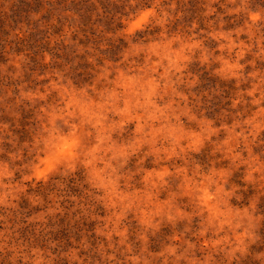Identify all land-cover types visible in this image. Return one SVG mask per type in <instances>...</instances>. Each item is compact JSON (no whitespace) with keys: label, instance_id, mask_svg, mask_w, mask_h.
<instances>
[{"label":"rangeland","instance_id":"obj_1","mask_svg":"<svg viewBox=\"0 0 264 264\" xmlns=\"http://www.w3.org/2000/svg\"><path fill=\"white\" fill-rule=\"evenodd\" d=\"M70 1L0 0V264H264L263 0Z\"/></svg>","mask_w":264,"mask_h":264},{"label":"trees","instance_id":"obj_2","mask_svg":"<svg viewBox=\"0 0 264 264\" xmlns=\"http://www.w3.org/2000/svg\"><path fill=\"white\" fill-rule=\"evenodd\" d=\"M70 2L74 14L79 18V24L73 30V34L75 37L74 40L78 41L84 47H89V45L100 40L105 32L112 33L114 37L117 35V32L122 29V21L120 20V18L116 17L115 14H109L106 16V21L104 22L105 28L103 30L96 24L95 20H93V11L91 8H89L90 5L88 6V0H71ZM52 5H54L53 8H47L46 13H48V15H55V11L57 9L55 6L56 3H53ZM262 5L264 6V0ZM145 7H148V5L145 4ZM201 11L203 12L204 9ZM200 18L204 22L205 17L202 16ZM56 20V25H63L62 18L59 17V14H57ZM109 40H115L116 42H118L117 45L114 46L115 50H118L121 47H125V42L121 37H116V39L111 38Z\"/></svg>","mask_w":264,"mask_h":264}]
</instances>
